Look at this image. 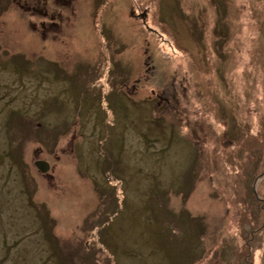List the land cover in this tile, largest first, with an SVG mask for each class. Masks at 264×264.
<instances>
[{
    "label": "rangeland",
    "instance_id": "1",
    "mask_svg": "<svg viewBox=\"0 0 264 264\" xmlns=\"http://www.w3.org/2000/svg\"><path fill=\"white\" fill-rule=\"evenodd\" d=\"M59 2L0 0V264H264V0Z\"/></svg>",
    "mask_w": 264,
    "mask_h": 264
},
{
    "label": "flooded vegetation",
    "instance_id": "2",
    "mask_svg": "<svg viewBox=\"0 0 264 264\" xmlns=\"http://www.w3.org/2000/svg\"><path fill=\"white\" fill-rule=\"evenodd\" d=\"M18 3L22 6V2L24 0H17ZM29 1V0H28ZM33 6L28 5V9H32L34 14L39 15L40 17H52L54 18L55 16L58 17V15H62V9L66 7L65 5L62 4V2H59V0H32ZM41 3L40 5L38 3ZM57 8L59 10H57ZM152 93H155V90H152ZM168 96V93H167ZM157 97L160 98L161 103H163V93H157ZM49 173V172H48Z\"/></svg>",
    "mask_w": 264,
    "mask_h": 264
},
{
    "label": "water",
    "instance_id": "3",
    "mask_svg": "<svg viewBox=\"0 0 264 264\" xmlns=\"http://www.w3.org/2000/svg\"><path fill=\"white\" fill-rule=\"evenodd\" d=\"M142 15L144 22H146L144 14ZM34 164L43 173H47L50 170V163L47 160L36 159Z\"/></svg>",
    "mask_w": 264,
    "mask_h": 264
},
{
    "label": "bare ground",
    "instance_id": "4",
    "mask_svg": "<svg viewBox=\"0 0 264 264\" xmlns=\"http://www.w3.org/2000/svg\"><path fill=\"white\" fill-rule=\"evenodd\" d=\"M37 159H42V158H37ZM43 160H45V159H43ZM49 162V161H48Z\"/></svg>",
    "mask_w": 264,
    "mask_h": 264
}]
</instances>
